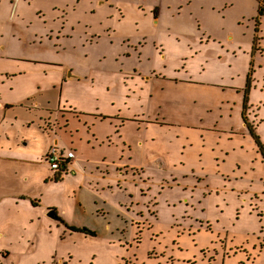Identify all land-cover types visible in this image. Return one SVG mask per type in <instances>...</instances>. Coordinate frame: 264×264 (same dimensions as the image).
<instances>
[{"label": "rangeland", "instance_id": "obj_1", "mask_svg": "<svg viewBox=\"0 0 264 264\" xmlns=\"http://www.w3.org/2000/svg\"><path fill=\"white\" fill-rule=\"evenodd\" d=\"M146 3L148 22L85 16L61 36L0 0V116L39 108L17 109L19 141L0 132V264H264V0ZM46 147L80 169L57 177ZM76 207L95 235L45 225ZM20 222L37 223L25 245Z\"/></svg>", "mask_w": 264, "mask_h": 264}, {"label": "flooded vegetation", "instance_id": "obj_2", "mask_svg": "<svg viewBox=\"0 0 264 264\" xmlns=\"http://www.w3.org/2000/svg\"><path fill=\"white\" fill-rule=\"evenodd\" d=\"M52 1V0H51ZM92 1V0H91ZM125 3V11L122 10L121 3L118 0H94L93 5L96 8H88L86 12V6L83 0H81L79 9L82 11L80 17H74L73 15L67 14L66 11L62 10L57 4H52L50 1L46 0H18L19 6H24L26 8L32 9L34 14L42 17L44 24H48L52 29L51 32L61 36H67L64 32L67 33H89L91 27L89 22L84 21L85 16H97L102 15L104 21L109 22L113 18H118L119 14H122L123 17L134 16L135 18L141 19L148 22L149 13L151 12V7L146 3L147 0H122ZM57 2V0H53ZM43 3V6L42 4ZM45 4L50 6L51 12L47 11ZM127 4V5H126ZM135 5V7L133 6ZM116 12L118 14L116 15ZM124 12V13H123ZM39 13H41L39 15ZM42 15V16H41ZM81 24L83 25L82 29H79ZM140 27V26H139ZM107 26L104 30H106ZM141 28V27H140ZM57 30L58 32L54 31ZM70 80V79H69Z\"/></svg>", "mask_w": 264, "mask_h": 264}, {"label": "crops", "instance_id": "obj_3", "mask_svg": "<svg viewBox=\"0 0 264 264\" xmlns=\"http://www.w3.org/2000/svg\"><path fill=\"white\" fill-rule=\"evenodd\" d=\"M16 3L19 4L18 0H13L12 6L14 7ZM122 18L126 19L127 17H123L122 16ZM21 102H24V101H21ZM13 103L14 102L7 101V105H6L5 109L2 112V117L0 116V132L3 130L2 133L5 134V138L9 139L10 136H8V134H7V130H8L7 127L9 129L10 128H15V134H16L17 130H18V133L20 132L19 134L16 135V140L19 141V139H21V137H22L21 135H23L22 128L25 126V123L28 122V119H30V118H26L25 115H20L19 116L18 112H17V109L25 108L26 110H28V108L32 107V106H29L27 104H20L21 106H15V104H13ZM31 104H34V102H32ZM35 104H37L39 106H43L42 104H38V103H35ZM32 108L39 109L38 107H32ZM46 109H42V110H46ZM47 111H52V110H48L47 109ZM105 141L106 140L104 138L103 142H105ZM56 142H57L56 144H58V141H56ZM50 148L51 147H46L45 150H44V154H45L46 157H47V155L50 152ZM136 149L138 151H141L142 153H145V156H146L147 160L150 161V159H151V154L150 153H152V150H150L149 148H145V147L140 148L138 146H136ZM60 150L65 152V150H63V149H60ZM75 155H76L75 158L68 164V169L70 171H74V172L76 171L75 168H79L80 169L79 163L75 160L77 158V154H75ZM143 167L152 169L153 165L151 163H149V164H147V165H145ZM85 175H88V174H86V170L85 169L82 170V171L80 170V172L77 174V179H79V178L83 179ZM93 175H94V170H92V172L88 176H93ZM16 195L19 198L25 197L24 194H22L21 192L16 193ZM97 196L100 197V198L103 197V196H101V194H97ZM75 209H76L75 213H76L77 218L76 217H72L73 222H64V220L63 221L59 220L60 222H62V224L59 225L58 227H56L54 223H46L45 225H47L51 229H57L58 235H60V236L62 234V229L64 227L66 228V230L71 231L69 228L66 227V224L75 225V226H78V227H86L85 225H87L88 226L87 228L90 229L89 228L90 227L89 226L90 225L89 224V219L85 218L86 217V215H84L85 213H80V216L82 217L81 218L78 215V212H79L78 207H76ZM48 211H49L48 213H51L52 211H54V212H52L53 214L52 213L51 214L53 216H55V217L57 216L56 211L53 210V208L48 209ZM48 213H47V216H48ZM81 214H83V215H81ZM39 215H40L39 213H36V215L33 217V219L36 221V219H37V217ZM48 218L51 219V220H55V219H53L50 216H48ZM83 219H85L86 221L84 222ZM92 222H94L93 224L97 225V223L95 221L91 220L90 223H92ZM19 227L24 231V236L22 237V239H20V244L21 245H25L26 242L24 241V239L25 238L28 239V240L31 239V237L34 235L35 231L37 230V223L34 222L32 224L31 222H28V223L20 222ZM91 230H93V229H91ZM66 232L67 231H63L62 238H64V233H66ZM70 233L73 234L75 232L71 231ZM0 236L2 238V237H4V234H0ZM59 242H60V240H59ZM59 242L52 245V247L50 248V251H49L50 255H52V256L53 255H58L57 251H58ZM23 251H25V250H22V252ZM42 261H44V260H42Z\"/></svg>", "mask_w": 264, "mask_h": 264}, {"label": "built area", "instance_id": "obj_4", "mask_svg": "<svg viewBox=\"0 0 264 264\" xmlns=\"http://www.w3.org/2000/svg\"><path fill=\"white\" fill-rule=\"evenodd\" d=\"M55 153H50L47 155V160L51 164L53 170H61L64 168L68 169V164L75 158V155L72 151H69L67 154L59 153L57 148ZM74 172V171H72Z\"/></svg>", "mask_w": 264, "mask_h": 264}, {"label": "trees", "instance_id": "obj_5", "mask_svg": "<svg viewBox=\"0 0 264 264\" xmlns=\"http://www.w3.org/2000/svg\"><path fill=\"white\" fill-rule=\"evenodd\" d=\"M48 110H51V109H48ZM53 111L54 110H52L50 112H53ZM253 136L255 138L257 145L260 147V151H263V153H264V146H263L259 136H256L254 133H253ZM62 171H65L68 173L66 168L61 169L60 172H58L57 177L61 175ZM66 227L69 228L71 231H74V232H81V233H85V234L95 235V232L91 229H88L87 227H78V226L70 225V224H66Z\"/></svg>", "mask_w": 264, "mask_h": 264}, {"label": "water", "instance_id": "obj_6", "mask_svg": "<svg viewBox=\"0 0 264 264\" xmlns=\"http://www.w3.org/2000/svg\"><path fill=\"white\" fill-rule=\"evenodd\" d=\"M73 78H76V76H74V75H71V76H69V78L68 79H73ZM57 143V142H56ZM156 164H158L160 167H162L163 166V164L162 163H156ZM52 212H54V211H52ZM51 212V213H52ZM51 213H49V216L50 217H52V218H54V219H57V220H60L61 221V218H59L58 216H53Z\"/></svg>", "mask_w": 264, "mask_h": 264}]
</instances>
